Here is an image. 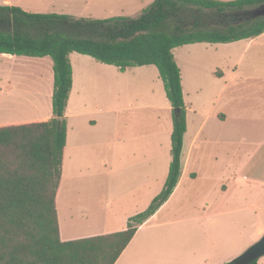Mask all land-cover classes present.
Masks as SVG:
<instances>
[{"label": "crops", "instance_id": "obj_1", "mask_svg": "<svg viewBox=\"0 0 264 264\" xmlns=\"http://www.w3.org/2000/svg\"><path fill=\"white\" fill-rule=\"evenodd\" d=\"M139 1L143 5L140 11H144L148 6ZM83 56L77 52L70 55L73 86L66 110L64 178L57 197L63 241L127 229L129 219L146 210L164 188L173 159L172 144L170 153L163 154L159 138L141 137L132 152L104 153V165L110 163L105 174L107 200L97 204L90 198L92 190L100 186L75 183L72 174L83 164L78 165L77 160L93 159L94 150L107 151L111 127L116 123L111 113L120 109L107 107V103L73 106L74 94L98 96L107 94V87L127 89L130 79V85L135 86L132 79L148 74L143 68L152 66L121 71L114 65H89ZM54 80L50 56L0 54V127L53 118ZM253 81L257 79L248 78L242 84L232 81L227 99L222 90L215 103L203 109L187 106L179 183L169 200L139 227L116 264H222L264 235V87ZM183 88L185 98L184 79ZM173 128L169 121L170 139ZM130 143L123 138L113 141L118 148L125 145L123 151ZM69 176L72 183L68 185ZM113 178L119 181L114 187ZM115 190L124 194L115 196ZM175 202L179 207H174ZM208 210H212L209 215ZM211 217L217 219L210 228L205 220ZM251 222H257L256 226L251 227Z\"/></svg>", "mask_w": 264, "mask_h": 264}, {"label": "trees", "instance_id": "obj_2", "mask_svg": "<svg viewBox=\"0 0 264 264\" xmlns=\"http://www.w3.org/2000/svg\"><path fill=\"white\" fill-rule=\"evenodd\" d=\"M264 0H154L138 17L77 18L0 5V54L54 61L53 118L0 127V264H116L139 227L171 197L182 174L187 106L174 50L264 34ZM74 52L128 68L156 65L173 109L172 162L162 191L127 229L63 241L57 197L64 178ZM258 261L252 264H257ZM222 264H237V259Z\"/></svg>", "mask_w": 264, "mask_h": 264}, {"label": "rangeland", "instance_id": "obj_3", "mask_svg": "<svg viewBox=\"0 0 264 264\" xmlns=\"http://www.w3.org/2000/svg\"><path fill=\"white\" fill-rule=\"evenodd\" d=\"M143 1L144 6H150L151 3H148L150 0ZM4 4L18 5L29 12L36 13L63 12L73 14L77 18L138 17L143 12L140 11L143 5L139 0H0V5ZM249 42V39L216 44L203 42L181 46L174 51L175 59L183 73L186 106L190 105L197 110L203 109L215 103L216 97L222 90H224V99H227L234 80H238L242 84L248 78H256L257 81H253L255 86L264 87V36L259 37L255 43ZM83 57L89 65L98 64L101 65L99 67H109L91 56ZM143 69H148V74L133 78L135 86L130 85V79L129 88L117 90L115 87H107V94L103 92L106 96L103 93L98 96L91 94H74L73 96V106H79L82 102L93 105V107L96 104L107 103V107L120 109L117 113H111L115 115L116 123L114 122V126L111 127L113 131L109 135L111 143L107 145V151L104 149L94 150L93 159H78V165H81V162L83 164L79 168L77 166L78 171L75 170L72 174L77 185L86 182L85 184L101 187V189L92 190L90 193V198L94 203L98 204L100 201L107 200V191L105 190L107 189V175L105 174L110 163L108 162L107 167L104 165L105 152H107V156L114 153H128L133 146H136V142H139L138 138L153 137L154 141L159 138L161 153H170L169 147L172 143L169 142L171 139L168 137L167 130L169 121H173V109L168 106L171 104L157 66L152 65ZM104 98L107 99L106 102ZM115 128H117L116 131ZM116 138H123L131 143L126 145V150L123 151L125 145L118 148L113 144ZM71 180V177L67 178L66 184H71ZM112 183L114 187V184H119V181L113 178ZM207 193L209 196H214V193ZM113 194L117 196L124 192L115 190ZM121 199L122 197L119 196V203ZM177 203H174V207H179ZM187 210L189 211V208ZM211 211H206V214L209 215ZM216 217L207 218L206 226L211 228ZM256 224L257 222H254L251 227ZM223 237L225 238L224 233ZM258 263L264 264V256L258 260Z\"/></svg>", "mask_w": 264, "mask_h": 264}, {"label": "water", "instance_id": "obj_4", "mask_svg": "<svg viewBox=\"0 0 264 264\" xmlns=\"http://www.w3.org/2000/svg\"><path fill=\"white\" fill-rule=\"evenodd\" d=\"M254 17L264 16V4L253 11ZM264 256V235L256 243L251 245L239 257H237V264H252Z\"/></svg>", "mask_w": 264, "mask_h": 264}]
</instances>
